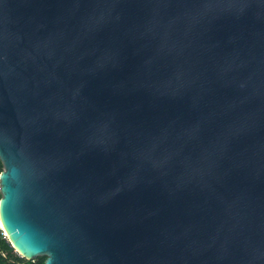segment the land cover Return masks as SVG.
<instances>
[{"label": "water", "instance_id": "1", "mask_svg": "<svg viewBox=\"0 0 264 264\" xmlns=\"http://www.w3.org/2000/svg\"><path fill=\"white\" fill-rule=\"evenodd\" d=\"M0 160L26 260L264 264V0H2Z\"/></svg>", "mask_w": 264, "mask_h": 264}, {"label": "trees", "instance_id": "2", "mask_svg": "<svg viewBox=\"0 0 264 264\" xmlns=\"http://www.w3.org/2000/svg\"><path fill=\"white\" fill-rule=\"evenodd\" d=\"M0 163L1 160H0ZM3 165V164H2ZM4 169V167H3ZM1 198V192H0ZM45 258L26 260L11 245L0 228V264H44Z\"/></svg>", "mask_w": 264, "mask_h": 264}, {"label": "snow or ice", "instance_id": "3", "mask_svg": "<svg viewBox=\"0 0 264 264\" xmlns=\"http://www.w3.org/2000/svg\"><path fill=\"white\" fill-rule=\"evenodd\" d=\"M0 2H2V0H0ZM6 171H7V169H5V172ZM5 172H0V176H4ZM0 206H3V213H4L3 215H0V224L8 223L9 227L11 229L12 227H14V225L11 224V218L8 217V215H7L6 202L2 198H0ZM39 251L40 252L50 251V249L43 248V249H40ZM47 264H57L56 257H55L54 253H53L52 257L49 259V261L47 262Z\"/></svg>", "mask_w": 264, "mask_h": 264}, {"label": "clouds", "instance_id": "4", "mask_svg": "<svg viewBox=\"0 0 264 264\" xmlns=\"http://www.w3.org/2000/svg\"><path fill=\"white\" fill-rule=\"evenodd\" d=\"M3 165H2V163H0V172H3Z\"/></svg>", "mask_w": 264, "mask_h": 264}, {"label": "built area", "instance_id": "5", "mask_svg": "<svg viewBox=\"0 0 264 264\" xmlns=\"http://www.w3.org/2000/svg\"><path fill=\"white\" fill-rule=\"evenodd\" d=\"M2 230V229H1ZM3 234H4V232H3ZM4 236H5V234H4ZM6 237V236H5Z\"/></svg>", "mask_w": 264, "mask_h": 264}]
</instances>
